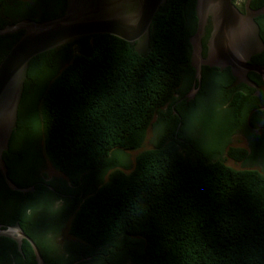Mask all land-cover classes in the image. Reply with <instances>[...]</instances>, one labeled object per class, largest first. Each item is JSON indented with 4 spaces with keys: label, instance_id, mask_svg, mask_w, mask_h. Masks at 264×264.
<instances>
[{
    "label": "trees",
    "instance_id": "1",
    "mask_svg": "<svg viewBox=\"0 0 264 264\" xmlns=\"http://www.w3.org/2000/svg\"><path fill=\"white\" fill-rule=\"evenodd\" d=\"M196 1L168 0L160 8L151 25V52L146 56L118 37L94 35L31 61L10 152L29 159V168L39 161L42 169L45 161L39 141H31V126L42 128L48 161L73 188L62 187L65 195L56 196L47 187L46 197L69 203L66 214L87 184L112 170L108 181L102 186L99 182L73 212L71 233L92 252L73 250L71 264L99 260L114 264V258L129 254L134 246L141 252L135 264H264V173L235 170L223 159L229 137L241 128L240 122L250 130L246 121L262 99L248 96L252 104L242 93L218 82L210 98H217L219 109H229L218 124L224 144L215 154L202 152L187 135L195 107L209 104L205 73L195 100L176 104L177 94L184 96L195 82L190 37L197 27ZM66 7L67 0H0V30L24 19L57 18ZM22 34L0 36V48L4 46L0 63ZM76 45L79 53L74 54ZM60 58L71 61L61 72L60 63L56 65ZM38 91L36 120L28 124L21 112ZM156 116L162 132L154 148L137 157L131 172L116 169L119 152L142 148ZM262 116L255 113L252 123L261 124L258 117ZM201 117L208 119L202 113L196 120ZM9 153L4 154L5 161ZM228 154L241 160L247 152L231 147ZM7 166L10 180L26 189L8 161ZM86 178L90 182L82 185ZM42 180L31 183L40 190L36 183ZM48 185L57 188L51 181ZM0 191L24 197L13 192L1 172ZM30 196L37 194L26 195ZM5 244L17 264L24 257L37 264L28 241L20 249L6 237L0 239V264H5Z\"/></svg>",
    "mask_w": 264,
    "mask_h": 264
},
{
    "label": "water",
    "instance_id": "2",
    "mask_svg": "<svg viewBox=\"0 0 264 264\" xmlns=\"http://www.w3.org/2000/svg\"><path fill=\"white\" fill-rule=\"evenodd\" d=\"M168 0H67L64 13L54 19L21 20L0 30V36L23 32L20 39L0 63V172L8 186L20 189L9 178V168L4 154L10 149L14 131L18 128L19 110L25 92L31 61L36 57L60 49L83 38L94 35H111L130 44L140 56L151 52V25L161 7ZM252 0H248V6ZM197 27L190 37L191 66L195 70L192 90L183 100L191 102L203 86V67L230 68L241 83L259 89L249 81L248 72L264 77V66L250 64L252 56L264 50V40L255 17L264 11L242 14L233 0H197L195 6ZM213 25L210 56H203V39L209 24ZM16 239L21 249L22 240L33 247L37 264H46L37 243L24 233L19 224L0 226V238Z\"/></svg>",
    "mask_w": 264,
    "mask_h": 264
},
{
    "label": "flooded vegetation",
    "instance_id": "3",
    "mask_svg": "<svg viewBox=\"0 0 264 264\" xmlns=\"http://www.w3.org/2000/svg\"><path fill=\"white\" fill-rule=\"evenodd\" d=\"M233 3L242 14H247L248 11H251L253 14H257L259 12L264 11V0H252L249 6H248V0H233ZM255 21L258 23L260 27L261 36L264 40V35H262V29L264 28V13H261L260 15L256 16ZM212 32H213V25L212 23H210L207 28L206 36L203 39V46H204L203 56L206 60L210 56L209 44H210ZM67 61L68 60H65L64 63H66ZM250 64L257 66H264V50L260 54L252 56L250 60ZM203 73H205V77L207 80L206 83L208 85V90L206 91V95H209V97L215 93L214 89L218 85V82H221V84H225V86L228 87V90L235 89L236 91L242 93L247 102L253 104L252 99L248 96L260 97V99H262V101H260V105L257 108L252 109L250 116L246 121L247 126L249 127L250 130H248L245 127V125L243 126V123L240 122L239 125L241 126V128L236 130V132L232 134L231 137L237 135L241 137L242 145L244 146L241 149H244L247 152V155L245 159H241L239 161H245L244 165L248 166L247 168L248 170H255L259 166L264 167V116L258 117L262 119L261 124H259L258 126H255L251 120V117L255 113L258 112L264 113V77L256 74L253 71L248 72L249 81L259 89L258 91L254 87L239 82L233 76L230 68L220 69L217 67L204 66ZM228 73L231 74L232 80L230 79ZM187 94H185L184 96H182L181 94H177L176 98L178 99V101L176 104L185 102V100L183 99ZM175 114H177L176 116H179L178 112H175ZM15 131L13 135L15 134ZM231 137H229L228 142L230 141ZM229 146H230V142L228 144V149L232 147ZM9 152L10 149L8 153ZM228 156L230 155L228 154ZM24 160L25 158L23 157V155L20 156L19 152H10L7 156L6 163L8 161V163H10L14 167L15 176L20 181V183L27 184V186L25 187L26 189H32L33 187H35V191L32 193L28 192L25 194L17 191L18 193L24 195V197L15 196L9 192L1 193L0 191V226L5 228V227H14L17 224H19L23 229L24 233L27 234L29 237H31L32 236L31 234H33L41 243L40 250L44 256L46 264H71L70 259L73 254V250L69 251L63 263L53 259V257L50 256V254L52 253V247L49 240L46 239V235L50 234L51 231H54L58 221L56 220L55 213L47 212L45 209H42L40 204L41 199L46 195H48L47 187H49L50 188L49 191L54 192L56 196H60V195L63 196L65 195V192L61 187L56 186L57 188H54L48 185L49 181L47 180L46 176L44 174L41 175V167L39 161L37 162V165H33L32 167L30 166L29 168L28 167L29 159H26L25 161ZM40 178H42L43 180L37 181L36 184H39V186H41L42 188L38 190L37 185L32 184L31 181L39 180ZM99 182L101 181L94 182L91 185H88L84 189H82V191H80V195L76 199V204H74L73 207L69 210V213L67 212V214L65 213V215L61 217L64 218L65 220L70 219L73 215V212L76 211V209L78 208L79 200L83 199L86 196H89V194L94 190V188L97 186ZM28 194L30 195L37 194V196L36 197L30 196V198H27L26 195ZM19 214L23 215L24 220L21 217H19ZM11 235L12 238H8V239L17 244L18 241L16 239L20 237L19 234L17 232H12ZM41 240H46L48 242L49 247L47 248L44 247ZM76 240L79 241V243H75V245L77 246L83 245L87 247L86 244H82L83 242L81 240L79 239ZM25 241L27 240L23 239L22 244ZM3 253L5 254L6 257L4 263L8 264L10 258L14 256L11 253L9 245L5 244L3 246ZM87 260H91V258H88ZM22 264H29V262L25 257L23 259ZM74 264H78V263L75 262Z\"/></svg>",
    "mask_w": 264,
    "mask_h": 264
},
{
    "label": "rangeland",
    "instance_id": "4",
    "mask_svg": "<svg viewBox=\"0 0 264 264\" xmlns=\"http://www.w3.org/2000/svg\"><path fill=\"white\" fill-rule=\"evenodd\" d=\"M79 48L80 46L76 45L73 47V53L77 54V51L79 53ZM4 52V46H2L0 48V58H1V54ZM59 55V53H57L56 55H54L53 57H51L49 63H48V67L53 63L54 59ZM60 63V71L64 70L70 63L71 61H68L66 63H64V58H60L59 60L56 61V65ZM40 91H38L37 95H34L31 97V99L29 100L28 104L26 105L25 110H23L21 112V115L23 117H26L28 119V124L29 123H34L36 120V100L38 97ZM207 98V97H206ZM207 100L209 101L208 105L206 106H202V107H198L196 109H194L193 114H192V118H191V122L187 127V135L191 138H193L196 141V146L204 153L206 154H215L218 151H221L223 148V142L224 139L221 138V129L220 126L218 125L219 122L226 116V109H229L228 107H226L225 109H219L217 107V103L218 100L215 97L212 98H207ZM40 109L38 108V111ZM168 108H165V111H167ZM213 111V112H212ZM212 112V113H211ZM205 114V117L208 119L205 121L203 120V118L201 117L200 121L196 120V115L198 114L199 116H201V114ZM212 114V116L208 115V114ZM158 118L159 116H156L152 125L150 126V128L148 129L147 135H146V139L145 142L142 146V148L138 149V150H134V151H121L119 152L120 156L119 160L116 164V169H119L121 171H125L127 173L131 172L134 168H135V164H136V159L137 157L150 149H153L155 146V143L157 141L158 136L161 134L162 132V127L160 126V124H158ZM210 121V122H209ZM31 125V124H30ZM34 125V124H33ZM32 143L33 144H37V142L40 145L41 148V155L44 161H46V163L44 164V166L41 169V175H45L47 180L50 182L54 183V186H58V187H64L68 190H70L72 188L69 179L63 175L62 173H60L59 171H57L52 165L51 163L48 161L45 150H44V141H43V134H42V128L41 127H37L35 128L32 127ZM41 136L40 140H39V134ZM230 146L229 147H233V148H242L244 147L242 145V141H241V137H239V135L231 137L230 138ZM228 147L226 148V150L223 152V159L225 160L226 165H228L229 167L235 169V170H244L247 169L248 166L244 165L245 161H239L235 158H230V156H228ZM128 166V167H127ZM255 170L264 172V167H257ZM112 172V170H110L105 176L99 178L101 180V184H99L98 186H102L104 183H106L109 179V174ZM88 182H90L89 178H86L82 181V185L87 184ZM88 186V184L86 185ZM73 189V188H72ZM76 190V189H74ZM49 198V199H48ZM41 207L42 209H47L50 213H56V220L58 221L57 225L55 226L54 231H51L50 234L46 235V239L49 240L51 247H52V253L50 254L51 257H53V259L60 261V262H64L66 259V255L69 253V251L71 250H78V249H82V250H86L88 251V253H91L92 250L89 248V246L85 247L83 245H75V243H79V241H77L76 237L74 235H72L71 233V224H72V220L73 217L72 216L70 219H64L61 216H63V213H65V207L69 208V203L63 201V200H58L55 199L53 197H43L40 201ZM42 244L44 245V247H49L48 242L46 240H41ZM85 244V243H82ZM87 245V244H86ZM141 256V252L139 249V246H134L132 248V250L129 252V254L124 255L122 258L117 259L114 258L112 261L114 262V264H135V260L137 257ZM104 259H108V257L104 256ZM17 257L16 256H12L10 258V263L11 264H17ZM85 264H111L107 261H94V262H87Z\"/></svg>",
    "mask_w": 264,
    "mask_h": 264
}]
</instances>
